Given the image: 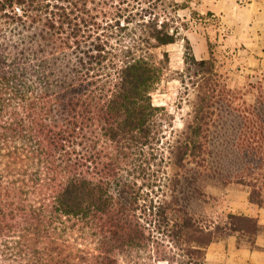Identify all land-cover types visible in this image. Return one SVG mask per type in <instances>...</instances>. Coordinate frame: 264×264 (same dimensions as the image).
<instances>
[{
    "label": "trees",
    "instance_id": "obj_1",
    "mask_svg": "<svg viewBox=\"0 0 264 264\" xmlns=\"http://www.w3.org/2000/svg\"><path fill=\"white\" fill-rule=\"evenodd\" d=\"M192 2L0 0V264H124L148 252L205 264L208 247L235 234L239 247L258 248L257 217L229 213L208 227L186 205L205 196L202 169L223 175L215 160L223 155L212 152L221 95L231 113L240 107L234 90L223 92L213 56L198 60L185 35L179 12ZM181 39L196 98L170 147L169 190L150 199L138 179L143 150L160 134L153 92L163 69L153 52ZM252 107L244 112L254 132L230 143L228 161L239 168L226 170L264 207L255 174L264 168V92ZM160 234L176 255L160 247Z\"/></svg>",
    "mask_w": 264,
    "mask_h": 264
},
{
    "label": "rangeland",
    "instance_id": "obj_2",
    "mask_svg": "<svg viewBox=\"0 0 264 264\" xmlns=\"http://www.w3.org/2000/svg\"><path fill=\"white\" fill-rule=\"evenodd\" d=\"M239 3L243 6V2L239 1ZM233 4V0H226L225 4H219L218 0H193L190 9L179 12V15L190 25L185 35L191 42L196 58L207 60L213 56L216 65L214 73L222 75V88L224 84H227L223 92L228 94L230 93L229 89L234 90L235 95H232L234 98H230V100L234 103L233 108L237 105L240 106L238 111L231 113L226 105L228 101L224 100L226 95H221V102L224 103H220V106L223 112L219 111L221 116L216 118L214 123V126L217 124V128L213 138L212 152L214 151V156L223 155L221 157L223 162L219 157L215 159L220 161V166L223 165V175H216L214 178L211 173L203 172L202 169L200 177L206 181L205 196H194L189 204H186L190 212L208 227H215L217 224L223 223L229 213L245 211L244 205L248 201L251 189L247 185L238 183L235 178L228 179L227 171L229 169L226 170V167H230L232 171L239 168L236 160L228 161L232 156L235 157L229 145L234 142V138L244 139L245 136H250L248 133L254 132L253 124L249 123V120L254 117L244 111L250 109L253 111L252 106L257 105L259 94L264 92V66L255 61V57L252 59L245 44L238 43L235 46L230 43L235 19L239 21L241 32L253 36V32L247 33L248 28H246L251 26L252 20L249 24L245 22L241 12L238 15L235 13L236 9ZM259 31L261 33V30ZM165 53L169 55L168 61H165ZM185 54L186 42L184 39L165 45L153 52V60L163 69L162 80L153 92L154 105L162 108L155 126L160 134L158 135L159 141L154 144V155L152 153L154 150L150 147L143 150L142 164L145 170L142 173V178L138 179L139 186L143 188V194H149L150 199L155 197L156 200H161L165 198L169 190L170 178L176 173V168L170 158V147L179 138L193 111L196 92L186 74L193 72L188 71ZM239 99L240 101L236 102ZM245 117L248 119L246 120ZM191 169L190 174H195L194 167ZM255 174L256 178L258 177L264 185V168L256 167ZM191 193L193 194V192ZM159 237L163 239L160 247L164 252L169 256L176 255V249L172 248L169 240L161 234ZM77 241L81 243L83 238L81 237ZM67 254L66 251L64 255ZM183 260V257L177 255L173 264H180ZM5 262L14 264L15 261L7 260ZM23 263L25 264L27 261L24 260ZM124 264L171 263L164 260L155 261L154 256L148 252L142 253L140 256L136 254L130 262H124Z\"/></svg>",
    "mask_w": 264,
    "mask_h": 264
},
{
    "label": "crops",
    "instance_id": "obj_3",
    "mask_svg": "<svg viewBox=\"0 0 264 264\" xmlns=\"http://www.w3.org/2000/svg\"><path fill=\"white\" fill-rule=\"evenodd\" d=\"M235 13L243 14V20L251 26H248L247 33L253 32V36L241 32L240 24L237 19L233 21V36L230 43L235 46L238 43L245 44L250 56L255 57V61L264 66V0H233ZM243 2V6L239 3ZM219 4H225L226 0H218ZM247 24V25H248ZM244 26V25H243ZM261 30V33H259ZM250 195V194H249ZM245 211L236 214L257 217L259 223L264 227V207H260L250 202L249 197ZM258 248L250 246H238V236L231 235L224 240L211 244L207 249L206 264H264V230L259 234L256 240Z\"/></svg>",
    "mask_w": 264,
    "mask_h": 264
}]
</instances>
